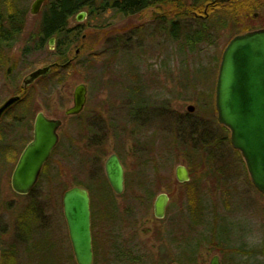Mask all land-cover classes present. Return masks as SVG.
Wrapping results in <instances>:
<instances>
[{
    "label": "rangeland",
    "instance_id": "374dc122",
    "mask_svg": "<svg viewBox=\"0 0 264 264\" xmlns=\"http://www.w3.org/2000/svg\"><path fill=\"white\" fill-rule=\"evenodd\" d=\"M33 1L16 0L25 11L24 23L0 66V102L19 90L25 75L45 66L48 60L56 59L49 53L52 49L48 47V40L42 51H33L20 58L45 8L43 2L40 11L31 14L29 9ZM258 2L251 17L243 18L234 28L237 32L219 31L213 45H201L194 52L180 51L177 41L155 32L159 22L155 16L159 12L153 8L128 16L109 14L96 20L103 24L101 28H93L87 15L80 22L70 18V26L79 23L81 28L79 41L71 45L67 54L68 59L76 57V61L71 60L73 67L67 71V78L52 86H48L49 82L35 81L27 89V95L32 96L27 104L32 105L33 119L42 111L50 118L62 120L60 144L51 164L52 170L59 172L58 179L51 181L43 174L31 192L20 195L13 191L10 183L16 157L5 158L0 153L1 256L4 250L15 246L14 253L18 254L21 264H77L62 209V195L74 186L75 178L84 181L87 187L83 188L90 198L92 264H209L213 255L219 256L220 264H264L263 254L252 253L258 251L264 238V195L253 186L240 153L232 148L229 130L222 129L223 125L217 121L214 103L218 66L227 42L234 35L244 33L243 27L249 30L264 28V0ZM105 32L109 33L105 36ZM120 38L129 41L123 47L128 50L124 55L93 62L107 45ZM79 83H84L87 91L84 110L77 117H66L64 110L72 105L73 90ZM130 90L136 91L128 93ZM128 102L135 104L132 119H139L143 129L138 126L140 132H132L133 125L125 124L128 134L124 135L129 138L122 139L125 150L119 156L124 169V190L118 195L109 186L103 169L106 157L114 152L115 139L108 137L107 155L101 161L102 174L98 172V180H95L92 166L81 162L85 153H93L92 149L87 152L84 149L83 123H87L86 117L103 125L128 123L123 120H130ZM188 105L194 107L192 112L187 111ZM160 112L163 115L159 116ZM173 115L198 120L207 128L206 133L221 138L220 147L214 148L211 163L206 162L207 155L203 153L190 156L164 146L168 142L164 136L172 137ZM4 127L5 122L0 132ZM153 130L160 131L154 138L153 154L147 158L154 157L155 162L144 167L141 162L146 155L134 153V144L143 145ZM4 136L9 138V135ZM5 142L8 140L0 139V144ZM68 150L74 155L67 156ZM177 165L188 170V181L176 180ZM192 181L195 182L194 192L204 206L202 224L197 226H190L187 219L189 194L186 184ZM140 185L146 189L145 203L134 199L141 195L135 189ZM161 192L168 194L169 201L166 215L159 221L152 214V203ZM33 203L41 209L40 220L35 225L32 217H27L28 240H18L19 215ZM211 233L227 238L230 249L219 241H212ZM199 238L204 241H196ZM193 244L198 250L190 256L187 247ZM27 247L30 259H27ZM235 248L249 253L234 254Z\"/></svg>",
    "mask_w": 264,
    "mask_h": 264
},
{
    "label": "trees",
    "instance_id": "16d2710c",
    "mask_svg": "<svg viewBox=\"0 0 264 264\" xmlns=\"http://www.w3.org/2000/svg\"><path fill=\"white\" fill-rule=\"evenodd\" d=\"M258 4V0H226L222 2L217 0L214 2H211V0H44L45 8L42 17L29 42H31L32 51H42L45 42L49 38L55 37V46L49 53L52 55V58L56 59L48 60L46 65H51L49 72L46 76L40 77L36 81L49 82L48 86H52L53 84L63 82L67 78V71L73 67V62L68 59L67 54L71 45L79 41L80 29L76 31L69 30L66 24L68 18L79 11L86 12L88 23L93 28H101L103 24L96 20L109 14L113 16H128L134 15L145 8H153L159 12V15L155 16V20L159 21L156 23L155 32L159 34L164 33L168 38L177 41L180 45V51L194 52L201 45H213L219 31L230 29L237 32L238 30L234 28L237 27L243 18L251 17L253 11L258 8ZM24 12L23 8L17 5L16 0H0V65L3 64L5 53L15 44L22 31ZM93 20L95 21L93 22ZM249 29V27H243L242 32ZM108 33L105 32L104 35L106 36ZM128 42L120 38L119 41L107 45L101 54L96 55L93 62L100 61L101 59H114L117 57V54L124 55L128 50L123 47ZM75 58L73 57L76 61ZM53 81L56 83H51ZM134 91L136 90H130L128 93ZM128 107L130 120L123 118L128 123L124 122L118 125L110 122L103 125L100 122H93L91 119L89 121L86 120L87 123H83L85 126L84 149L86 152L92 149L93 153H85L86 156L81 162L83 161L87 163L85 165L89 166L90 164L92 166V177H95V180H98V172L102 174L101 161L107 155L106 146L108 137L115 139L113 151L120 156L125 150L122 139L129 138L124 135L127 133L126 125L131 123L133 125L131 131L140 132L138 126H142L141 121L139 119H132L131 114L132 112L135 113V104L128 102ZM161 115L163 113L160 112L159 116ZM118 126L120 128H117ZM222 129L227 130L224 126H222ZM170 130L172 137H169L170 135L164 136L168 140L164 144L167 149L181 150V152L190 156L203 153L207 155L206 162L211 163L214 160V148L220 147L221 138L218 135L206 133L207 128L200 121L191 120L188 116L173 115ZM158 131L153 130L151 135L146 137L143 145L136 142L134 144V153L146 155V158L142 162L140 161L144 163V167L151 161L153 164L155 162L154 157L152 159L147 157L153 154L156 146L154 138ZM124 137L126 138L124 139ZM165 151L167 150L165 149ZM67 152H69L67 156L74 155L70 150ZM51 164L52 160L44 164L42 176L43 174H47L51 181L57 180L59 172L52 170L54 166ZM97 165H99L98 168ZM48 168L50 171H48ZM151 168L155 171L154 166ZM209 173L211 174L212 172L209 171ZM73 180L74 186L87 187L84 181H79L75 178ZM192 183L193 181L186 184V190H188L189 195L187 197L188 216H185L189 219L188 224L190 226H197L202 224L204 206L198 193L194 192L195 182ZM30 206H27L19 215L16 230L19 236L18 240H28L30 224L27 217H32L33 224L38 223L40 220L41 209L35 203H33L32 207ZM201 240L204 239L199 238L196 241ZM27 245H29L28 242ZM197 250L196 245L187 247L190 256H194ZM235 250L239 249H233V251ZM14 251L15 246H11L10 250H4L0 264H21L18 261V254L16 255ZM262 252L260 254L264 256V251ZM26 253L29 256L28 247Z\"/></svg>",
    "mask_w": 264,
    "mask_h": 264
},
{
    "label": "water",
    "instance_id": "95a60500",
    "mask_svg": "<svg viewBox=\"0 0 264 264\" xmlns=\"http://www.w3.org/2000/svg\"><path fill=\"white\" fill-rule=\"evenodd\" d=\"M42 3L43 0H34L30 5V13L37 14ZM85 16L84 11L77 13L76 21H82ZM53 42L51 38L48 45L50 49H53ZM50 66L29 72L22 81L23 85L46 76ZM86 93L84 83L75 86L72 105L64 110L65 116L77 115L82 111ZM17 100L18 96L9 97L0 106V116ZM214 103L217 121L229 130L230 144L240 153L251 183L264 194V28L234 35L228 41L218 66ZM193 110L192 105L187 106V111ZM60 124L59 119L46 118L41 112L36 115L33 140L24 148L11 173L10 183L14 192L27 194L34 187L42 166L57 144L56 130ZM103 169L113 192L121 194L124 169L117 154L111 153L106 157ZM175 178L180 183L188 181V170L177 165ZM89 201L87 190L79 186L67 189L62 195L63 215L77 264H92ZM166 202L164 193L156 196L153 202L156 218L164 216ZM210 264H219L217 256L212 257Z\"/></svg>",
    "mask_w": 264,
    "mask_h": 264
},
{
    "label": "flooded vegetation",
    "instance_id": "af4514ba",
    "mask_svg": "<svg viewBox=\"0 0 264 264\" xmlns=\"http://www.w3.org/2000/svg\"><path fill=\"white\" fill-rule=\"evenodd\" d=\"M149 9V8H147ZM81 12V11H79ZM77 12V13H79ZM85 12V11H84ZM76 14H74V17L73 20L74 22H77L76 21ZM86 13V12H85ZM87 15V14H86ZM71 17V18H72ZM24 22V20H23ZM66 27L67 29L69 30H78L80 29V26H79V23H76V25L74 26H70L69 23L67 22L66 24ZM241 34V33H240ZM19 37V36H18ZM31 38V37H30ZM30 38L28 39V41H30ZM54 39V42H53V48L55 46V37H51ZM49 38L48 39V45H49V40L51 39ZM25 44V46L23 47V49L21 50V56L20 58L22 57H26L28 56L29 54H31L33 51H32V45H30L31 42H28ZM14 46V45H13ZM13 46L11 47V49L13 48ZM49 47V46H48ZM10 49V50H11ZM9 50V51H10ZM76 52H78V50L76 49ZM7 54H8V51L5 53V59L7 57ZM73 57L70 59L72 60ZM1 66V65H0ZM26 76V75H25ZM24 76V77H25ZM24 77L21 79V83H20V88L18 91L14 90L12 94H10L8 97H6L3 101L0 102V106L11 96H18L19 97V100H17L14 104H12L11 106L7 107L1 114L0 116V126L2 123L5 122V127H4V131L0 132V139H5V140H8V142L6 143H1L0 144V153L1 155H3L5 158H15V164L17 162V160L19 159L22 151L24 150V148L33 140V136H34V121H35V117L38 113H42L46 118H50L48 117L47 115H45L42 111H38L36 113V115L34 116V119L32 118V105H28L27 103L29 102V98L31 95H27L28 92H27V89L29 86H31L34 82H32L31 84L29 85H23L22 81L24 79ZM14 88H16V86H13ZM28 96V97H27ZM32 97V96H31ZM85 107V106H84ZM84 107L82 109V111L84 110ZM15 110V111H14ZM17 110V111H16ZM81 111V112H82ZM81 112L77 115H73V116H66V117H77L81 114ZM90 120V117H86V119ZM50 119H59V118H50ZM61 121V124L60 126L57 128L56 130V133H57V144L53 147V149L51 150L50 152V155H49V158L46 162L52 160V157L54 156V154L56 153L58 147H59V141H60V137H59V129L62 125V120L59 119ZM4 135H9V138L8 137H5ZM4 136V137H3ZM229 142H230V137H229ZM111 153H115V152H111ZM110 153V154H111ZM117 154V153H115ZM16 155V156H15ZM118 156V155H117ZM119 158V156H118ZM60 159V158H59ZM120 160V158H119ZM45 162V163H46ZM44 163V164H45ZM14 164V166H15ZM14 168V167H13ZM43 168H44V165L42 166V169H41V172L39 174V177H38V180L40 178V176L42 175V172H43ZM13 171V170H12ZM37 180V181H38ZM35 187V186H34ZM33 187V188H34ZM135 189L138 190V192L141 194L140 196H136L137 198H134L138 203L140 201H143L145 203L146 199H147V195H146V192L145 190L146 189H143V187L140 185V186H135ZM33 190V189H31ZM123 190H124V176H123ZM123 190H122V193H123ZM31 192V191H30ZM259 192V191H258ZM121 193V194H122ZM161 193H164L166 196H167V202H166V205H165V210H164V216L162 218H156L154 216V213H153V203H152V214L153 216L157 219V220H162L164 219L165 215H166V212H167V207H168V201H169V196L167 193L165 192H161ZM159 193V194H161ZM121 194H118V195H121ZM158 194V195H159ZM20 195H23V194H20ZM264 195V194H263ZM139 197V198H138ZM156 198V197H155ZM155 200V199H154ZM154 202V201H153ZM169 210H170V207H169ZM172 229H173V225L171 224V233H172ZM209 236L211 237L212 241L213 240H216V241H219L221 245H224L226 248H229V240L227 238L223 239L219 236H214L213 234H209ZM175 238L172 236V240ZM209 239V240H211ZM204 240H201V243L203 242ZM200 243V244H201ZM200 244H198V246H200ZM264 247V238L261 240L260 244H259V248H258V251H252V253L254 254H260L262 253V251H264L263 249ZM196 248H198L196 246ZM230 249V248H229ZM235 249H239V250H235L234 251V254H241L243 253V250H241L240 248H235ZM232 250V249H231ZM233 251V250H232ZM244 253H249V251H244ZM262 255V254H260ZM213 256H217V259H218V263L220 264V259H219V256L218 255H213ZM212 256V257H213ZM212 257L210 258L209 260V264H210V261L212 259ZM75 258V257H74ZM1 254H0V263H1ZM27 259H30V257L28 256L27 254ZM92 259H93V253H92ZM76 261V260H75ZM172 263V262H171ZM177 263V262H176ZM179 264V263H177Z\"/></svg>",
    "mask_w": 264,
    "mask_h": 264
},
{
    "label": "bare ground",
    "instance_id": "6f19581e",
    "mask_svg": "<svg viewBox=\"0 0 264 264\" xmlns=\"http://www.w3.org/2000/svg\"><path fill=\"white\" fill-rule=\"evenodd\" d=\"M146 9V8H145ZM145 9H143L142 11H144ZM142 11H140V12H138V13H136V14H139V13H141ZM135 15V14H134ZM74 16V15H73ZM72 17V16H71ZM71 17H69L68 18V20L71 18ZM68 20H67V22H68ZM228 43V42H227ZM227 45V44H226Z\"/></svg>",
    "mask_w": 264,
    "mask_h": 264
}]
</instances>
